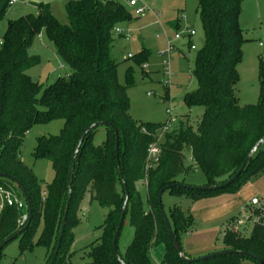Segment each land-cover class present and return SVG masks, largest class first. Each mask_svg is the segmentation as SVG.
Returning a JSON list of instances; mask_svg holds the SVG:
<instances>
[{"label":"trees","instance_id":"obj_1","mask_svg":"<svg viewBox=\"0 0 264 264\" xmlns=\"http://www.w3.org/2000/svg\"><path fill=\"white\" fill-rule=\"evenodd\" d=\"M8 1L0 0V18L9 6ZM35 5L36 14L7 21L0 44V172L20 181L32 208L30 224L18 236L19 250L22 252L31 246V238L41 219L42 228L36 244L47 249L48 263L58 237L73 166L66 223L53 264L64 263L63 255L72 239L71 228L77 222L76 210L86 189H89L90 199L107 209L104 222L99 226L100 240L90 245V262L86 264H121L112 249V238L124 199V187L118 173L111 127L99 125L104 127L105 136L98 144L93 143V136L99 126L93 127L84 136L72 161L83 131L94 122L106 121L117 130L118 163L128 192L125 216L129 215L133 228L131 243L123 255L119 254L125 264H146L150 250L157 246L162 248L159 264H241L242 258L251 259L245 255L226 254L197 261L182 260L168 237L157 203L159 189L167 184H180L166 190L179 196L219 193L239 184L241 177L251 169L264 168L263 142L243 172L231 184L224 185L252 145L264 136L262 60L258 67L257 104L240 106L235 93L237 64L245 40L239 26L240 0H197L196 13L203 36L201 46L195 50L192 68L197 86L184 93L183 102L187 107L201 106L203 112L194 129L186 117L178 128L163 133L159 160L146 171L147 145L155 140L153 135L163 124H137L128 112L126 86L117 80V62L112 56L117 35L113 30L131 20L127 7L121 0L68 1V22L61 25L47 4ZM41 32L69 67L66 75L58 76L44 88L26 72L39 63V56L30 54L29 48ZM144 58L143 50L137 57L138 63ZM54 118L63 120L60 132L39 136L32 152L34 158H48L54 171L42 200L37 181L22 163L19 151L25 134L34 124ZM184 151L189 152L191 165L186 164ZM192 168L203 173L204 184L194 186L180 179ZM143 179L146 208L135 187V183ZM0 186L15 187L20 195L19 189L7 178L0 177ZM211 186L216 188L209 189ZM252 211L257 220L250 235L242 237L227 229L223 235V249L246 251L264 264V208L256 206ZM19 214L14 206L0 208V244L18 230ZM166 215L180 244V234L189 229L190 218L176 208H171Z\"/></svg>","mask_w":264,"mask_h":264},{"label":"rangeland","instance_id":"obj_2","mask_svg":"<svg viewBox=\"0 0 264 264\" xmlns=\"http://www.w3.org/2000/svg\"><path fill=\"white\" fill-rule=\"evenodd\" d=\"M68 1L76 0H20L7 6L0 18V38L9 19L25 14H36L38 10L35 4L37 3L47 4L54 19L59 24L66 25ZM121 1L131 13V20L119 25L122 32L116 34L117 40L112 48V56L117 62V80L126 86L129 115L139 125L164 124L169 118L165 111L169 99L172 102L174 121L170 124L168 131L178 128L180 123L185 122L186 117L189 125L194 129L203 108L201 106L187 107L183 102L184 93L194 90L197 86L192 75L195 50L187 49V39L183 35L186 33L185 24L191 23L190 27L196 31L192 42L196 50L201 46L203 36L196 13L197 0H140L136 6L143 5L145 12L139 15L135 12L136 6H129L127 0ZM240 2L239 26L245 40L241 45V59L237 64L238 82L235 85V93L240 106L255 105L259 99V61L264 62V0H240ZM176 22L179 23L177 30L172 27V24ZM175 32L179 33V39L174 38ZM168 41L172 42L174 48L167 53ZM143 50L145 58L138 63L137 57ZM29 53L38 55L39 63L26 72L33 81L41 84L42 88L52 84L58 76L69 72V67L54 52L43 32L35 37ZM62 126L63 120L59 118L34 124L25 134L20 148V159L31 170L40 192L44 191L46 184L51 182L54 171L48 158H34L32 152L39 136L56 135ZM104 136L105 129L99 126L93 136V143H100ZM153 137L159 144L163 142L164 137L160 135L159 129L155 131ZM184 154L186 164L191 165L189 152L184 151ZM180 177L185 183L194 186H200L206 182L203 173L195 168ZM139 182L145 183V180L137 181L135 186ZM138 191L142 204L146 208L144 186L138 184ZM229 193L227 197L233 198L234 204L227 210L224 223H234L237 219H243L242 224L230 228L242 237H248L256 222V214L254 211L245 213L242 207L245 200L249 202L256 196L260 201L259 206L264 208V168L251 169L241 177L239 184L229 190ZM20 196L22 197L21 193ZM161 203L163 210L167 213L171 208H176L187 215L188 211H192L204 202L198 199L193 201V199L165 191L162 194ZM106 212V208L101 207L96 200L90 199L89 189H86L76 210L77 222L71 228L72 239L67 252L63 255L64 263L55 264L90 262L89 247L100 240L102 231L99 226L103 224ZM19 227L17 226V229ZM41 228L42 221L39 219L31 238V246L22 252L18 246L19 237L7 242L1 251L0 264H46L47 249L36 244ZM132 239L133 228L129 224V215H126L116 242L117 252L120 255L124 254ZM180 240L182 241V238ZM214 240L216 245L222 243L221 230L216 232ZM214 252L206 251L202 255ZM158 260L159 257L152 252L148 254L146 264H159ZM241 264L257 263L249 258H242Z\"/></svg>","mask_w":264,"mask_h":264},{"label":"water","instance_id":"obj_3","mask_svg":"<svg viewBox=\"0 0 264 264\" xmlns=\"http://www.w3.org/2000/svg\"><path fill=\"white\" fill-rule=\"evenodd\" d=\"M99 125H107L109 127H111L112 129V132L114 134V139H115V157H116V162H117V168H118V173H119V176L121 178V183L124 187V199H123V203H122V206H121V210H120V215H119V219H118V222H117V225H116V228H115V231L113 233V238H112V249L115 253V256L117 258V260L121 263V264H125L121 258V256L119 255V253L117 252V248H116V242H117V237H118V234H119V231H120V228L122 226V223H123V220H124V216H125V210H126V205H127V199H128V192H127V188H126V184H125V181L123 179V176H122V172H121V169L119 167V163H118V134H117V130L116 128H114L111 123L109 122H106V121H98V122H94L92 123L91 125H89L84 131L83 133L81 134L77 144H76V147L74 149V152H73V157H72V161L74 162L75 161V158H76V155L78 153V150H79V147L82 143V140L84 138V136L95 126H99ZM264 142V136L261 137L260 139H258L253 145L252 147L249 149V151L247 152L246 156L244 157L241 165L239 166V168L237 169V171L233 174L232 177H230L225 183L224 185H229L231 184L244 170L245 166L247 165L249 159L252 157V155L254 154V152L257 150V148ZM0 177H3V178H7L9 180H11L13 182V184L19 189L23 199H24V202L26 204V212H27V219L24 223V225L22 227H20L15 233H13L12 235H10L9 237H7L1 244H0V250L3 248V246L9 242L10 240L18 237L24 230L27 229V227L29 226L30 224V221H31V218H32V208H31V205H30V201H29V196L27 195L24 187L22 186V184L20 183V181H18L16 178L12 177V176H9L7 174H4V173H1L0 172ZM69 178H70V182H69V186H68V192H67V198H66V202H65V205H64V209H63V213H62V217H61V222H60V228H59V232H58V237H57V240H56V243H55V247L53 249V252L51 254V257L48 261L47 264H53L54 263V260L56 258V255L58 253V250H59V247H60V243H61V239H62V235H63V232H64V227H65V223H66V216H67V211H68V208H69V203H70V198H71V182H72V179H73V166L70 170V174H69ZM175 186H180V184H167L163 187H161L157 193V203H158V208H159V211L162 215V218H163V222H164V225H165V228H166V231H167V234H168V237L175 249V251L177 252L178 256L184 260V261H197L199 259H205V258H208V257H212V256H220V255H226V254H239V255H245V256H248L250 257L251 259H253L254 261H256L258 264H263V262L259 259V258H256L254 256H252L251 254H249L248 252L246 251H243V250H234V249H221V250H218V251H215L214 253H210V254H207V255H202V256H199V257H194V258H189L187 256H185L184 252L182 251L181 249V246L179 244V242L177 241V239L174 237V234H173V231L171 229V226H170V223H169V219L166 215V212L163 210V207H162V203H161V198H162V194L172 188V187H175ZM209 189H212V188H216V186H211V187H208Z\"/></svg>","mask_w":264,"mask_h":264},{"label":"crops","instance_id":"obj_4","mask_svg":"<svg viewBox=\"0 0 264 264\" xmlns=\"http://www.w3.org/2000/svg\"><path fill=\"white\" fill-rule=\"evenodd\" d=\"M188 24L191 25V23ZM172 27L177 30L179 23L176 22L172 24ZM192 37H185L187 39V49L189 44L193 43ZM138 184L143 185L146 191L145 183H137L135 186L137 190ZM228 193L229 191L210 194L180 195L193 199V201L198 199V201L202 200L204 202L202 205L195 207L192 211H188L187 215L185 214L190 218V227L187 231L180 234V238H182V241L180 240V244L182 243L181 247L189 257H199L206 251H216L223 249V235L225 231L230 229V227L235 223H224V218L228 212L227 210L234 204L233 198L227 197ZM254 207L255 206H251L249 204L248 200H245L242 210L244 209L245 211L253 213L252 210ZM181 212L184 214L183 211ZM256 219L257 216L255 220ZM218 230H221L222 243L220 245L214 244L215 240L213 241ZM152 252H154L160 260L162 256V248L160 246L154 247L150 250V253Z\"/></svg>","mask_w":264,"mask_h":264},{"label":"built area","instance_id":"obj_5","mask_svg":"<svg viewBox=\"0 0 264 264\" xmlns=\"http://www.w3.org/2000/svg\"><path fill=\"white\" fill-rule=\"evenodd\" d=\"M20 0H9L8 1V5H13L16 2H19ZM140 0H127V4L129 6H136L139 3ZM136 14H143L145 12V7L143 5H139L136 6L135 9ZM113 32L115 34L121 33L122 31L120 30V28L117 26L114 28ZM185 35H183L184 37L189 36L192 37L195 34V30L193 28L190 27V25L188 23L185 24ZM175 39H179V33L175 32L174 35ZM0 44H1V38H0ZM172 48H174V45L172 44V42L168 41L167 43V53L170 52L172 50ZM189 50H196V46L191 43L189 44L188 47ZM164 54V53H162ZM184 56H186V54H184ZM165 63V61H163ZM171 100H167V107L165 109L167 115H168V119L166 120V122L159 128L160 130V135H163V133L165 131H167L170 127V124L174 121L173 116H172V106H171ZM159 154H160V147H159V143L157 142V140H154L152 142H150L147 145L146 148V155H145V161H144V169L145 171L151 167H154L158 160H159ZM45 191L41 192V198L42 200L45 197ZM259 199L257 197H252L249 201V204L251 206H259ZM3 205H7V206H14L19 212V217L17 219V226L21 227L24 225L26 219H27V212L25 211V207L26 204L24 202V199L19 195L17 189L15 187L12 186H0V208ZM243 211L249 212V211H245L243 209ZM246 219V218H245ZM244 222L243 219H237L235 221V223L232 225V227H237L238 225L242 224ZM19 227V228H20ZM18 228V229H19ZM231 229V228H230Z\"/></svg>","mask_w":264,"mask_h":264}]
</instances>
